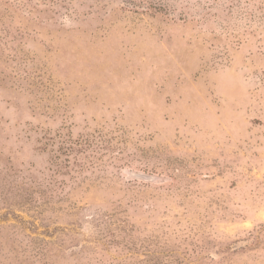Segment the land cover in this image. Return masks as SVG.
<instances>
[{
    "label": "rangeland",
    "instance_id": "rangeland-1",
    "mask_svg": "<svg viewBox=\"0 0 264 264\" xmlns=\"http://www.w3.org/2000/svg\"><path fill=\"white\" fill-rule=\"evenodd\" d=\"M0 264H264V0H0Z\"/></svg>",
    "mask_w": 264,
    "mask_h": 264
}]
</instances>
